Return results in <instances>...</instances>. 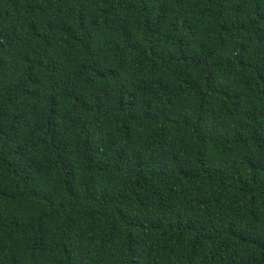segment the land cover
<instances>
[{
    "label": "trees",
    "instance_id": "1",
    "mask_svg": "<svg viewBox=\"0 0 264 264\" xmlns=\"http://www.w3.org/2000/svg\"><path fill=\"white\" fill-rule=\"evenodd\" d=\"M0 264H264V0H0Z\"/></svg>",
    "mask_w": 264,
    "mask_h": 264
}]
</instances>
